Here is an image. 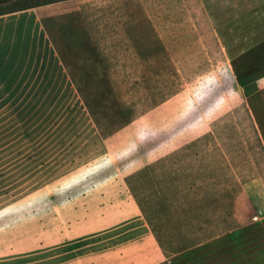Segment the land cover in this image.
Returning a JSON list of instances; mask_svg holds the SVG:
<instances>
[{
    "label": "rangeland",
    "instance_id": "1",
    "mask_svg": "<svg viewBox=\"0 0 264 264\" xmlns=\"http://www.w3.org/2000/svg\"><path fill=\"white\" fill-rule=\"evenodd\" d=\"M36 1L15 0L0 11ZM116 1L34 7L69 79L50 73L45 88L7 97L9 110L0 112V245L35 253L14 256L18 264H74L76 257L90 264V253L116 234H107V210L113 215L124 200L150 198L155 179L164 203L175 192L185 208L189 187L261 173L264 46L182 41L172 53L144 57L151 43L143 49L125 40L112 57L96 54L92 41L101 46L108 33L144 27L139 17L120 14ZM180 218L186 214L161 221ZM117 235L113 242L123 239ZM243 241L236 252L246 259L235 255V263L254 264V234ZM189 261L180 264H203Z\"/></svg>",
    "mask_w": 264,
    "mask_h": 264
},
{
    "label": "crops",
    "instance_id": "2",
    "mask_svg": "<svg viewBox=\"0 0 264 264\" xmlns=\"http://www.w3.org/2000/svg\"><path fill=\"white\" fill-rule=\"evenodd\" d=\"M116 2L121 4L120 14L139 17L137 20L144 29L126 27L113 35L108 33L101 46L92 41L89 47L96 54L101 52L112 57L115 50L125 46V40L143 42V49H147L146 43H151L144 57L157 56L163 48H170L172 53L182 41L199 48L264 46V0ZM39 12L30 8L0 15V112L9 110L4 107L7 97L45 88L50 73L62 76L63 81L69 79L68 68L50 42L44 24L40 23L43 19L37 15ZM28 21L32 22L31 27L40 39L30 32ZM111 36L122 39V44L110 41ZM80 50L82 48L77 49ZM261 164V173L256 172L249 181L231 178L230 182L225 179L220 182L219 178L212 177L214 184L187 188L185 208L177 206L175 192L166 198L170 205L164 203L156 183L158 179H155L150 198L139 202L132 198L124 200L122 210L113 215L107 210V234H116L107 239L105 249L90 253V264H180L183 257L190 261L201 260L203 264H236L235 255H242L236 249L253 234L254 264H264V157ZM176 185L172 184V190H176ZM179 214H186V219L161 221L163 216L173 218ZM117 234L123 239L113 242L111 239ZM31 249L19 252L13 244L3 243L0 245L1 264H18L14 256H35ZM243 258L242 255L240 259ZM73 262L82 264V257H76Z\"/></svg>",
    "mask_w": 264,
    "mask_h": 264
},
{
    "label": "trees",
    "instance_id": "3",
    "mask_svg": "<svg viewBox=\"0 0 264 264\" xmlns=\"http://www.w3.org/2000/svg\"><path fill=\"white\" fill-rule=\"evenodd\" d=\"M13 1H15V0H0V7L3 6L4 4L8 3V2H13ZM60 1H64V0H41V1H36L35 3H31L30 5L19 7L18 9H15L13 11H5V12L0 11V15L12 13V12H17V11H22V10H27V9H30V8L43 6V5H48V4L55 3V2H60Z\"/></svg>",
    "mask_w": 264,
    "mask_h": 264
}]
</instances>
